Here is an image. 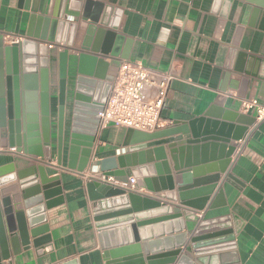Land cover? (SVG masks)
Here are the masks:
<instances>
[{
  "label": "water",
  "instance_id": "water-1",
  "mask_svg": "<svg viewBox=\"0 0 264 264\" xmlns=\"http://www.w3.org/2000/svg\"><path fill=\"white\" fill-rule=\"evenodd\" d=\"M94 1L56 0L51 9L50 0H45L41 14L37 8L32 9L26 38L6 46L0 34V150L14 149L35 162L20 171H14L13 165L0 167V264L19 255L22 249L49 248L51 236L45 212L62 203V198H57L60 189L52 186L57 177L49 178L45 166L61 165L60 136L71 51L77 53V62L68 169L82 173L91 167V173L100 175L90 178L86 185L94 202L96 221L134 215L128 221L97 228L104 264H217L215 254L232 250L231 243L225 242L233 237H222L230 231L210 234L201 223L187 236L183 221L203 210L215 192L209 208L223 205L218 183H231L228 171L232 157L256 119L220 115L212 108L202 118L177 128L153 133L127 129L131 142L123 144L114 158L90 162L99 128L98 114L104 109L112 88L113 76L107 70L112 61L119 60L118 51L123 43L122 37L114 34L117 26L107 23L111 8L105 7L102 12L104 7ZM250 1L264 31V0ZM82 30L85 36L77 46V33ZM94 34L96 38L91 42ZM245 58L238 54V72L262 79L264 60L248 58L246 62ZM120 59L129 60V57L122 55ZM250 62L261 66L259 75L247 70ZM55 68L59 143L56 163L51 165L49 91ZM220 119L222 124L216 121ZM78 150L81 159L75 166ZM127 171L139 188L177 204L137 196L105 182L112 178L116 183L127 184ZM150 209L160 210L136 215ZM192 220L198 222L197 218ZM172 225L177 229L172 249L150 254L143 243L142 252L139 242L149 238L141 239V232Z\"/></svg>",
  "mask_w": 264,
  "mask_h": 264
},
{
  "label": "crops",
  "instance_id": "crops-1",
  "mask_svg": "<svg viewBox=\"0 0 264 264\" xmlns=\"http://www.w3.org/2000/svg\"><path fill=\"white\" fill-rule=\"evenodd\" d=\"M44 1L0 0V34L3 35L6 46L26 38L31 11L37 8L41 14ZM55 1L50 0L51 9ZM94 2L104 7L102 12L105 7L111 8L107 23L116 25L114 34L123 39L118 51L119 60L111 62L108 75L114 77L121 61H132L158 73H169L173 77L160 112L164 124L162 129L187 125L202 118L212 108L220 115L233 118L239 115L254 117L241 110V102L248 98H255L264 105V73L262 79H258L237 70L240 68L237 63L238 54L244 55L246 62L248 58L264 60V31L259 25V16L253 13L256 7L250 0ZM84 36L83 30L77 33V46ZM95 38L96 34L92 36L91 42ZM100 42L103 45L104 38ZM109 49L113 50V47ZM122 55L128 56L129 60L120 59ZM76 62L77 53L69 52L67 96L60 136L61 165L45 166L49 178L57 177L52 186L60 189L61 193L57 198H62V203L45 212L51 236L49 248L43 251H37L33 247L22 249L19 255L11 256L2 264H104L97 240V228L122 223L134 216L129 214L96 221L94 202L90 199L86 185L90 178H98L100 175L91 173V167L82 173H78L75 168L68 169ZM245 66L243 64V68ZM250 66L247 70L251 74H260L261 66ZM51 80V165H55L59 143L56 68ZM216 121L223 123L221 119ZM126 130L114 126L98 128L90 162L114 158L122 150L123 144L131 142ZM80 159L78 150L75 166H78ZM31 163L33 165L35 162L23 153H16L14 149L0 150V167L13 165L14 171H20ZM127 172L128 180L134 178ZM228 175L232 177L231 183H218V190L223 193V205L209 208L215 192L203 210L183 221V232L189 236L196 225L201 223L210 234L230 231L229 235L223 234L222 237H233L232 241L225 242L231 243L232 250L215 254L217 264H264V119L255 121L239 143ZM113 185L125 190V184ZM131 193L164 204H177L154 197L136 183L135 190ZM159 210L150 209L136 215L140 217ZM192 218H197L198 222ZM175 230L177 229L172 225L141 232V239L147 238L144 236L149 238L146 242H139L142 252L143 243L150 254H160L172 249L175 246Z\"/></svg>",
  "mask_w": 264,
  "mask_h": 264
},
{
  "label": "built area",
  "instance_id": "built-area-1",
  "mask_svg": "<svg viewBox=\"0 0 264 264\" xmlns=\"http://www.w3.org/2000/svg\"><path fill=\"white\" fill-rule=\"evenodd\" d=\"M172 79L171 74L158 73L138 62L121 61L104 109L98 114L99 128L114 126L143 133L162 129L160 112ZM241 110L254 115L256 121L264 119V105L255 98L243 100ZM105 182L116 183L112 178ZM125 190H135L134 178H129Z\"/></svg>",
  "mask_w": 264,
  "mask_h": 264
}]
</instances>
